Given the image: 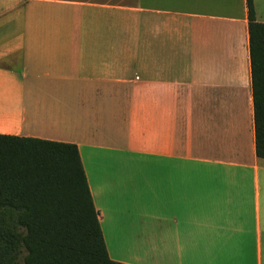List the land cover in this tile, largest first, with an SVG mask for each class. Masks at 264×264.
I'll use <instances>...</instances> for the list:
<instances>
[{
    "label": "crops",
    "instance_id": "1",
    "mask_svg": "<svg viewBox=\"0 0 264 264\" xmlns=\"http://www.w3.org/2000/svg\"><path fill=\"white\" fill-rule=\"evenodd\" d=\"M247 1L0 0V135L78 147L112 261L264 264Z\"/></svg>",
    "mask_w": 264,
    "mask_h": 264
},
{
    "label": "trees",
    "instance_id": "2",
    "mask_svg": "<svg viewBox=\"0 0 264 264\" xmlns=\"http://www.w3.org/2000/svg\"><path fill=\"white\" fill-rule=\"evenodd\" d=\"M257 157L264 159V23L247 1ZM0 264L111 260L76 145L0 135Z\"/></svg>",
    "mask_w": 264,
    "mask_h": 264
}]
</instances>
